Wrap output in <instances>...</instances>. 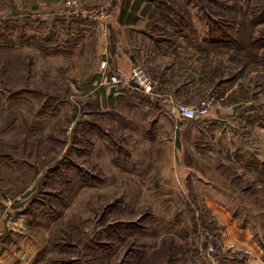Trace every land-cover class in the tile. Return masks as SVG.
<instances>
[{"label":"rangeland","instance_id":"374dc122","mask_svg":"<svg viewBox=\"0 0 264 264\" xmlns=\"http://www.w3.org/2000/svg\"><path fill=\"white\" fill-rule=\"evenodd\" d=\"M130 1L0 0V264H264V0L122 15L125 76L213 98L196 119L102 75L78 89L106 30L86 7Z\"/></svg>","mask_w":264,"mask_h":264},{"label":"crops","instance_id":"0c3cea01","mask_svg":"<svg viewBox=\"0 0 264 264\" xmlns=\"http://www.w3.org/2000/svg\"><path fill=\"white\" fill-rule=\"evenodd\" d=\"M149 3H150L149 0H145L143 2L142 0H131L129 3L124 4L123 6L113 4L111 8L107 7L106 10L100 8L99 6L91 7V8L86 7L85 10L88 11L91 18L90 20L87 21H85L86 19H84V22L87 24H91L92 28L95 27L96 25L105 24L106 30L97 32L99 34L97 36V43L95 46V52L93 57L87 56L89 59L86 61L79 58V63H81L83 66H86V75H85L86 79L83 82V85L79 86L78 89L85 88L87 84L91 88H94L92 85L93 82L97 78H100L101 76V74L100 75L98 74L97 69H99L98 67L102 61H105V65H106L105 72L107 76L114 74L115 72H119L124 75L129 72L128 70L131 66V64H129L130 51L128 52L127 49H129L128 47L129 41L132 40L130 33L132 31L133 33H135L134 31H137V29L139 28L137 26L138 23H136V21L134 22L126 21L122 19V15H126V16L133 15L134 17L136 16L141 17L144 15L146 11L149 10L150 8ZM102 11L109 14V18L107 21L102 20L100 16H96L98 12H102ZM127 33H129L130 35H128ZM96 90L98 92L94 90L92 94L99 93V94H104L106 98L107 97L110 99L113 98L112 96L107 95V91H106L107 88L105 86L104 87L101 86ZM151 97L154 101L163 103V105L168 110H170L173 104L176 103L171 93L158 91L157 89H155V92L151 95ZM109 101L115 102V100H109ZM111 102L109 103L106 102L107 106L110 108L112 106ZM170 113L173 115L171 110ZM172 125L173 123L170 121V126ZM180 166H182V169H180L181 171L193 172L196 175H198V182H202V181L213 182L215 181V179L212 178L213 174L218 173L216 170H214L213 173L209 175L206 172H202L198 170V168H196L194 165H192L193 166L192 168V166L189 165L188 163L180 164ZM188 167L192 170L187 169ZM183 180H185V178Z\"/></svg>","mask_w":264,"mask_h":264},{"label":"built area","instance_id":"2783aa9c","mask_svg":"<svg viewBox=\"0 0 264 264\" xmlns=\"http://www.w3.org/2000/svg\"><path fill=\"white\" fill-rule=\"evenodd\" d=\"M104 70L105 61L100 65V73L103 76L104 82L114 87L132 86V88H135L137 91L148 95H152L155 92V82L138 66L135 67L128 76L119 72L107 76ZM213 102V98H208L198 100V102L192 106L174 103L172 112L184 119L204 118L209 115Z\"/></svg>","mask_w":264,"mask_h":264},{"label":"trees","instance_id":"16d2710c","mask_svg":"<svg viewBox=\"0 0 264 264\" xmlns=\"http://www.w3.org/2000/svg\"><path fill=\"white\" fill-rule=\"evenodd\" d=\"M170 9H172V8H170ZM170 9H168V10H170Z\"/></svg>","mask_w":264,"mask_h":264}]
</instances>
